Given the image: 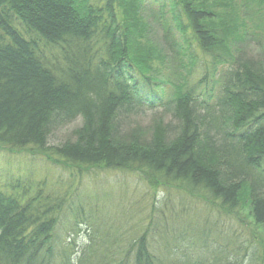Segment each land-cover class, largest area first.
Returning a JSON list of instances; mask_svg holds the SVG:
<instances>
[{
  "label": "trees",
  "instance_id": "1",
  "mask_svg": "<svg viewBox=\"0 0 264 264\" xmlns=\"http://www.w3.org/2000/svg\"><path fill=\"white\" fill-rule=\"evenodd\" d=\"M249 23L264 32V0H0V151L75 177L126 171L219 218L241 222L244 207L252 219L241 258L235 239L208 243L209 221L192 240L194 216L158 208L164 225L151 222L126 252L94 235L62 262L67 195L0 176V264H264L253 248L264 247V54L231 48L259 36ZM148 113L147 140L128 136ZM78 119L73 139L49 144Z\"/></svg>",
  "mask_w": 264,
  "mask_h": 264
},
{
  "label": "rangeland",
  "instance_id": "2",
  "mask_svg": "<svg viewBox=\"0 0 264 264\" xmlns=\"http://www.w3.org/2000/svg\"><path fill=\"white\" fill-rule=\"evenodd\" d=\"M249 29L251 32L256 31L259 36L250 35L245 39L231 41L232 51L236 53L241 49L250 57L261 58L264 54V32L251 23H249ZM260 35L262 42L258 39ZM150 122L149 113L146 116L133 117L128 127V136L147 140ZM81 123V119H78L57 129L51 135L49 144L59 145L73 139L74 131ZM0 176L3 182L10 180L11 177L19 176L31 178L34 182L46 181L48 191L52 190L60 196L67 195L58 233L57 250L62 262L66 259L65 252L73 262L78 261L83 249L91 243L94 235L102 234L99 237L110 241L114 251L124 249L126 252L130 243L136 237H140L144 228L151 222L155 225L159 222L164 225L161 221L157 222L158 208H163L169 215L171 210L175 212L184 208L186 212L188 211L185 216L189 214L194 216L195 221L186 222L195 235L192 240H197L198 237L203 239L200 228L202 223L209 221L208 224L211 225L214 236L209 234L208 243L214 244V248L218 246V243H222V238H226L237 240L234 249L229 247V250H239L240 258L247 255L251 249L249 225H252V219L248 208L243 207L239 210L241 222L229 221L223 216L219 218L216 214H211V212L214 213L213 209L206 203L198 200L184 203L176 191H157L137 174L122 170H97L75 177L68 169L54 165L41 155L34 156L27 152L9 155L0 151ZM177 221L174 220L171 223L179 228L176 226ZM254 232L262 235L259 227L254 229ZM258 241L261 242L259 238ZM160 243H162L161 240ZM65 246L69 251H66ZM253 248L256 250L259 248L262 252L264 247L257 244ZM230 256L233 258L235 255L230 254ZM243 264H245L244 260Z\"/></svg>",
  "mask_w": 264,
  "mask_h": 264
}]
</instances>
